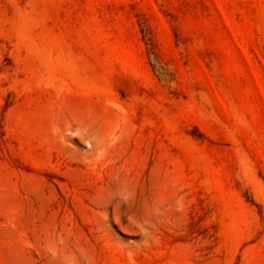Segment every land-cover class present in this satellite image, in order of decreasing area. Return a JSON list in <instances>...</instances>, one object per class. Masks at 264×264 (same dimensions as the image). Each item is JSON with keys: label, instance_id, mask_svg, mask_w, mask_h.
<instances>
[{"label": "rangeland", "instance_id": "1", "mask_svg": "<svg viewBox=\"0 0 264 264\" xmlns=\"http://www.w3.org/2000/svg\"><path fill=\"white\" fill-rule=\"evenodd\" d=\"M0 264H264V0H0Z\"/></svg>", "mask_w": 264, "mask_h": 264}]
</instances>
